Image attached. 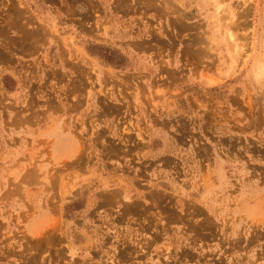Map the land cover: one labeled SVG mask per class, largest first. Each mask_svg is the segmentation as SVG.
<instances>
[{
	"label": "rangeland",
	"instance_id": "1",
	"mask_svg": "<svg viewBox=\"0 0 264 264\" xmlns=\"http://www.w3.org/2000/svg\"><path fill=\"white\" fill-rule=\"evenodd\" d=\"M264 0H0V264H264Z\"/></svg>",
	"mask_w": 264,
	"mask_h": 264
},
{
	"label": "bare ground",
	"instance_id": "2",
	"mask_svg": "<svg viewBox=\"0 0 264 264\" xmlns=\"http://www.w3.org/2000/svg\"><path fill=\"white\" fill-rule=\"evenodd\" d=\"M260 72H264V65L261 67L259 73H260Z\"/></svg>",
	"mask_w": 264,
	"mask_h": 264
}]
</instances>
